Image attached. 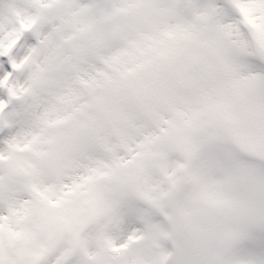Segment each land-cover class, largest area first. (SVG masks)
Returning a JSON list of instances; mask_svg holds the SVG:
<instances>
[{"label": "snow or ice", "instance_id": "6c2138e0", "mask_svg": "<svg viewBox=\"0 0 264 264\" xmlns=\"http://www.w3.org/2000/svg\"><path fill=\"white\" fill-rule=\"evenodd\" d=\"M0 264H264V0H0Z\"/></svg>", "mask_w": 264, "mask_h": 264}]
</instances>
